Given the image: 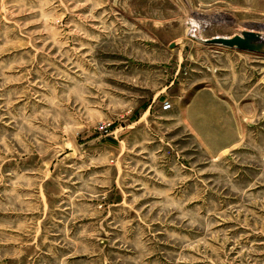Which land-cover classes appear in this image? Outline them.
<instances>
[{"label":"rangeland","instance_id":"374dc122","mask_svg":"<svg viewBox=\"0 0 264 264\" xmlns=\"http://www.w3.org/2000/svg\"><path fill=\"white\" fill-rule=\"evenodd\" d=\"M243 30L264 0H0V264H264Z\"/></svg>","mask_w":264,"mask_h":264},{"label":"water","instance_id":"95a60500","mask_svg":"<svg viewBox=\"0 0 264 264\" xmlns=\"http://www.w3.org/2000/svg\"><path fill=\"white\" fill-rule=\"evenodd\" d=\"M211 42L241 51L264 53V39L258 32L244 31L232 37H214Z\"/></svg>","mask_w":264,"mask_h":264},{"label":"built area","instance_id":"2783aa9c","mask_svg":"<svg viewBox=\"0 0 264 264\" xmlns=\"http://www.w3.org/2000/svg\"><path fill=\"white\" fill-rule=\"evenodd\" d=\"M170 107V105H169V103H165L164 105H163V109H168Z\"/></svg>","mask_w":264,"mask_h":264},{"label":"bare ground","instance_id":"6f19581e","mask_svg":"<svg viewBox=\"0 0 264 264\" xmlns=\"http://www.w3.org/2000/svg\"><path fill=\"white\" fill-rule=\"evenodd\" d=\"M244 31H253V32H258V31H255V30H243L242 32H244ZM241 32V33H242ZM262 37H263V39H264V36L260 33V32H258Z\"/></svg>","mask_w":264,"mask_h":264}]
</instances>
